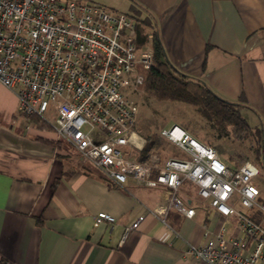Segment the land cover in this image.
I'll return each mask as SVG.
<instances>
[{"label":"crops","instance_id":"crops-1","mask_svg":"<svg viewBox=\"0 0 264 264\" xmlns=\"http://www.w3.org/2000/svg\"><path fill=\"white\" fill-rule=\"evenodd\" d=\"M76 1L149 19L153 29L146 33L157 32L173 68L240 103L243 117L264 135V0ZM59 140L50 127L23 116L15 91L0 85V264H204L185 256L184 245H202L204 228L216 232L224 221L219 211L189 201L195 216L170 211L167 226L147 213L163 203V188L111 183L96 168L77 165L73 148ZM182 153L166 151L163 160L184 158ZM259 165L255 183L264 200V160ZM195 190L190 182L182 189L189 196ZM100 213L116 222L95 226ZM144 214L141 227L126 235ZM227 221V235L242 236L236 219Z\"/></svg>","mask_w":264,"mask_h":264},{"label":"built area","instance_id":"built-area-1","mask_svg":"<svg viewBox=\"0 0 264 264\" xmlns=\"http://www.w3.org/2000/svg\"><path fill=\"white\" fill-rule=\"evenodd\" d=\"M155 33L137 43L136 18L76 0H0V85L15 91L19 112L47 121L56 137L76 153L80 167L90 165L117 185L134 181L163 188L162 204L148 210L164 224L170 211L195 216L189 201L219 211L224 221L216 232L204 228L202 245L186 242L184 255L204 264H264V200L255 183L257 164L231 167L216 149L175 125L162 135L184 158L160 164L130 156L145 141L134 131L139 113L133 96L143 92L147 71L155 63ZM185 182L194 194L182 191ZM240 203L260 214L254 220L235 208ZM141 215L126 230L136 231ZM236 231L227 235L228 219ZM116 219L106 213L95 226ZM170 228V227H169Z\"/></svg>","mask_w":264,"mask_h":264},{"label":"trees","instance_id":"trees-1","mask_svg":"<svg viewBox=\"0 0 264 264\" xmlns=\"http://www.w3.org/2000/svg\"><path fill=\"white\" fill-rule=\"evenodd\" d=\"M135 18L137 43L141 44L145 40L146 32L153 29V25L149 19ZM155 35V63L146 73L143 90L150 92L152 97L159 101L183 102L196 107L199 113L218 132L219 138H232L241 142H249L255 162L258 165L262 164L264 160V135L262 129L250 126L241 113L242 105L240 103L227 101L219 97L202 80L182 74L173 68L168 60L165 59L164 49L157 32H155ZM29 119L39 128L49 127L39 117H29ZM47 142L55 144L53 141ZM61 142L58 141V145H61ZM178 150L176 147L170 148L165 141L156 139L149 142L143 150H132L128 154L142 161H152L154 159L162 164L165 162L163 160L165 157L164 152L173 151L175 154H180L182 151L179 152ZM235 154V156L228 157L229 161L235 164H238V161L242 163L249 161L245 155L241 153ZM248 215L257 221L261 218L260 214L248 213Z\"/></svg>","mask_w":264,"mask_h":264},{"label":"rangeland","instance_id":"rangeland-1","mask_svg":"<svg viewBox=\"0 0 264 264\" xmlns=\"http://www.w3.org/2000/svg\"><path fill=\"white\" fill-rule=\"evenodd\" d=\"M133 99L139 108L134 131L145 141V146L156 139L162 140L163 129L179 125L189 130L198 140L217 148L221 160L224 162L235 153H241L248 160L255 161L249 142H241L232 138H219L218 132L199 113L196 107L183 102L159 101L152 97L150 92L144 90L140 94L134 95ZM43 121L53 130L47 121ZM75 154V152L72 153L70 157ZM259 184L264 189V183ZM235 208L243 212L247 211L240 203H236Z\"/></svg>","mask_w":264,"mask_h":264}]
</instances>
